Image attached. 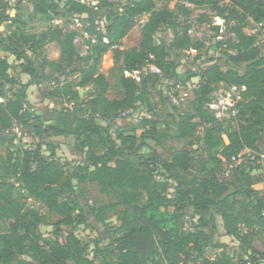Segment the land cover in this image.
<instances>
[{
	"label": "trees",
	"instance_id": "trees-1",
	"mask_svg": "<svg viewBox=\"0 0 264 264\" xmlns=\"http://www.w3.org/2000/svg\"><path fill=\"white\" fill-rule=\"evenodd\" d=\"M11 1L0 0V146L14 149L7 159L0 157L5 170L0 177V264H264V251L254 246L258 237L264 242V195L255 191L259 179L252 176L259 166L244 160L225 179L224 163L219 158H241L247 149L259 152V140L264 138V52L248 31L250 19L264 26V0H230L234 9L222 8L219 0H163L160 7L157 0H129L124 5V0H100L97 10L69 0L65 7L62 0H15L20 13L10 18L6 11ZM23 2L30 8L33 22L39 16L48 23L60 14L88 16V32L98 35V43L83 57L74 44L77 32L53 26L39 35L24 32L30 16L24 15ZM205 7L226 19L235 40L229 37L217 41L216 29L218 34L211 37L215 43L209 47L224 51L226 59L195 73L193 66L202 58L206 43L191 39L188 32L195 24L194 12ZM102 16L107 25L97 32ZM143 16L148 20L142 26L139 46L121 50L135 27V19ZM206 20L203 16L198 22ZM7 22H11L6 27L10 34L3 36L1 30ZM19 25L22 32L15 31ZM163 27L173 32L170 45L156 43ZM53 43L60 47L59 58L38 63L39 51ZM169 48L186 54L198 51L189 62L187 79L199 78L200 86L194 92L193 111L179 117L176 136L193 140L198 128L204 129L201 140L209 159L202 169L203 177H195L199 173L194 167L195 156L187 149L177 151L170 160L157 152L136 158L139 138L117 127L121 117L130 116L140 107H147L149 112L165 108L168 101L163 91L155 102L150 84L154 86L163 79L172 82L180 76V65L170 60ZM109 52L116 60L123 58L124 75L115 98H110L111 84L97 69L101 57ZM10 57L21 61L19 68L31 77V83L48 84L43 98L61 100L66 106L55 111L48 107L44 115L34 109L26 97L30 83L13 78ZM81 62L87 68L79 72L77 82L74 75ZM150 66L160 74L144 72ZM136 73L140 74V84ZM219 85L246 89L244 101L238 106V126L225 131L228 143L222 137L223 126L206 110ZM80 89H90L89 95L81 96ZM99 119L106 123H99ZM159 124L143 121L142 129L147 134L143 136L156 138ZM15 128L24 136L41 139L74 137L75 151L84 160L70 170L67 164L45 157L41 141L34 149L16 147ZM4 132H8L6 137ZM159 173L176 184L174 198L167 197L168 185L157 179ZM191 176L194 178L189 179ZM89 185H95L111 202L94 207L82 202L75 193L76 186L83 189ZM27 198L46 208L47 214L28 207ZM171 207L173 212H169ZM188 209L194 211L192 219H198L194 231L185 230ZM116 212L120 225L114 227L109 221ZM48 215L56 218L51 239L39 229L48 224ZM218 218L225 236L240 245L242 255L238 259L227 252V244L215 242L204 230L217 231ZM99 225L112 237L102 244L99 233L100 241L95 242L94 257L90 258L89 247L76 230L81 226L98 230ZM66 228L71 230L65 232ZM216 249L222 252L209 258V251ZM25 255H30L31 261L20 259Z\"/></svg>",
	"mask_w": 264,
	"mask_h": 264
},
{
	"label": "rangeland",
	"instance_id": "rangeland-1",
	"mask_svg": "<svg viewBox=\"0 0 264 264\" xmlns=\"http://www.w3.org/2000/svg\"><path fill=\"white\" fill-rule=\"evenodd\" d=\"M61 2L62 7L64 6L65 1L62 0ZM129 0H124V2H120L121 5H124ZM163 0H157L158 7L161 6ZM9 8L6 11L7 15H9L10 18H16L18 14L20 13V10L17 8L15 0H12L9 4ZM23 12L26 16H30V8L27 6L26 2H23L22 4ZM25 5V6H24ZM101 17V16H100ZM98 23L104 22V16ZM31 16L27 17L26 22L28 26L23 29L26 33H32L35 35H39L46 31L50 26L56 27V28H64L65 32H71L76 31L74 30L71 22L70 17H65L63 14H60L59 16H55V19L48 23L45 20L42 19L41 16L35 20L36 22L30 21ZM201 23H195L194 28L196 29V32H200L201 30L197 28ZM11 22H7V24L4 26L5 28H2L1 33L3 36H9L10 31H6V27L10 26ZM143 24L142 23H136L134 29L130 32L128 37L123 41L121 50H128L132 48H137L140 44V41L142 39L141 29ZM105 28V27H104ZM15 30V28L13 29ZM15 31H21L22 32V26H18ZM214 34H211L210 37H212ZM231 32L227 29L225 30L224 34V40L227 41L229 37H231ZM208 37L206 40V48L201 52L202 58L197 61V63L193 66L192 71L195 73H200L207 67L211 66L214 63H223L225 61L224 51L222 50H215L213 48H210V45H214V41L211 42V38ZM173 40V32L166 27L161 28L159 31L157 37H156V43L159 44L161 41H165L167 45H170L171 41ZM219 41V40H217ZM87 44V43H86ZM91 46L90 50L84 49L83 45L77 46L78 51L80 54L85 57L88 53H90L92 49V44L89 43ZM96 45V44H95ZM94 45V46H95ZM209 47V48H208ZM264 52V47L261 48ZM89 51V52H88ZM170 51V60H175L177 63H179V73L180 76L173 80L172 82H167L166 80H161L158 84H155L154 86L150 84L151 87V94L152 99L156 102L158 101V94L160 91H163L166 99L167 104L165 108H161V111L159 112H149L147 107H140L138 110L133 112L130 116L124 115L117 121V127H120L122 130H125V132L129 134H136L139 138L138 144L136 148L140 147V150L136 152V158L139 157H145L147 158L151 153L157 152L163 159L170 160L174 153L177 151H181L184 149L190 150L193 152L195 159H194V167L198 169L199 173L195 177H203L202 169L204 168L205 164L207 163L209 159V155L202 143L201 138L204 135V129L202 127H199L196 133V138L193 140H184L179 139L176 136V126L177 122L179 121V117L184 114L185 112L193 111V101L195 99L194 92L199 89L200 86V79L199 78H193L192 80L187 79V74L189 71V62H192L196 56L192 55L191 53H177L172 51L169 48ZM88 52V53H87ZM60 56V47L56 43L49 44L43 49L39 51L37 54V60L40 64H47L50 61L57 60ZM11 64V75L13 78L22 84H28L29 88L26 92L27 101L33 105L34 109H38L40 113H47L49 110H46L48 107L51 109V111L60 110L63 107L66 106V103L62 102L61 100H53V99H45L43 98L42 94L48 91L49 86L48 84L42 83H31L32 81L31 77L23 74L22 70L19 68V65L21 64V61L15 60L14 57H10L9 60ZM87 66L85 63L81 62L76 65V71L77 73L74 75V79L79 82L80 75L79 72L85 70ZM98 72L103 74L109 83L111 84V90L109 93L110 98H115L116 96V89L119 86V81L124 75V66H123V58L121 57L119 60H116L114 57L113 52H109L104 54L101 57V60L98 64ZM150 67H146L144 69V72H149ZM129 76V75H127ZM136 81L140 84V74H135ZM222 88V85L217 86V91H219ZM80 94L83 97H86L89 95L90 89H80ZM177 110V111H176ZM46 120H50V116L45 115ZM151 120L153 123H160L157 125V131L158 135L156 138H145L147 135L144 134V130L142 129V122L146 120ZM99 123H106L102 119H99ZM106 125V124H105ZM147 129H150L148 127ZM13 135H17V140L14 142V146L21 147L23 149H34L39 144V141L43 143L42 148V154L45 157H53L60 161L61 163L67 164L68 168L72 170L74 167L78 166L83 160L84 156L77 153L75 151L74 145H75V138L74 137H59V138H52V137H43L41 139L40 137L35 136H24L21 134L20 130L18 128H15ZM4 137L8 135V132H4L2 134ZM198 137V138H197ZM145 141L146 145L141 146ZM264 149V138H261L259 140V152L262 153ZM14 149H8L7 145L0 146V157L6 158L9 156V153L13 151ZM4 168L0 165V177H4ZM157 179L161 182H164L168 185V190L166 192L167 197L174 198L175 196V187L176 184L169 180L165 174L159 173L157 174ZM194 178V176L189 177V179ZM14 181V179H13ZM255 191L260 194L264 195V187L260 186L259 184H256L254 187ZM75 193L79 197V199L82 202L87 203L89 207H94L96 205H108L111 200L106 196L101 194L100 190L95 185H89V186H83V189H80L79 186H76ZM85 199V200H84ZM25 203L28 207L31 209H34L41 214H47L46 208H44L42 205L34 201L33 199H26ZM174 208H169V212H173ZM194 214L193 209L186 210V216L184 218V224H185V230L188 231H194L196 228L198 219H192ZM91 223H94L96 225L95 221L91 220ZM55 223L56 218L54 216L48 215V224L41 225L39 227L40 232L44 235L46 239L53 238V231L55 230ZM111 225L114 227L120 225L119 221V212L113 213L110 215V221ZM8 224V223H7ZM216 224L218 225V230H212L211 228L204 229L205 232L213 238V240L217 243H225L228 245L227 252L231 256H236L237 259L241 257L242 251L240 249V245L235 242L232 238L225 236V232L223 230V222L221 218L217 219ZM100 226V225H99ZM211 226V225H210ZM71 229L66 228L65 232H69ZM102 231V232H101ZM99 233H101L102 241L100 243L105 244L108 243L112 236L108 233L106 229L103 228V226H100L98 230H94L91 228H85L83 226L78 227L76 230V234L78 237L89 247V253L90 258L94 257V249H95V242H99ZM263 240H261L259 237L254 240V246L261 251H264V244ZM222 251L220 249H216L214 251H209L207 256L211 259H214L216 255H219ZM20 259L25 261H31L30 255H25L20 257ZM98 262H96L97 264ZM166 264V263H165Z\"/></svg>",
	"mask_w": 264,
	"mask_h": 264
},
{
	"label": "built area",
	"instance_id": "built-area-1",
	"mask_svg": "<svg viewBox=\"0 0 264 264\" xmlns=\"http://www.w3.org/2000/svg\"><path fill=\"white\" fill-rule=\"evenodd\" d=\"M80 2L90 8H95L97 10V6L99 5L100 0H69ZM219 5L222 8L234 9V5L230 0H219ZM187 7H191L190 4H186ZM207 16V20L204 23H201L197 26L200 29V32H196L194 26L189 29V36L191 39L199 40L206 43L208 37L211 34L217 33L219 29V34L217 36V40L223 41L225 30H227V21L225 18L219 16L217 12L208 9V8H199L193 14L194 23H199L198 20ZM70 22L74 28V32H77V35L74 39L75 46L83 45L84 49L90 50L92 47L98 43V35H90L88 29L91 26V23L88 21V16L86 15H76L73 14L70 17ZM148 16H143L135 19L136 23H142L143 25L147 22ZM248 31L251 35L256 37V46L264 47V26L263 24H257L253 20H249ZM107 25V20L104 19L103 23H100L97 26V32L104 30V27ZM216 35V34H215ZM211 38V37H210ZM231 39L235 40V36L232 35ZM105 42H108L106 38H104ZM87 43V44H86ZM208 44V43H206ZM89 52V51H88ZM87 52V53H88ZM192 55L196 56L198 54L197 50H191ZM82 56V55H81ZM150 70L153 73L160 74V71L154 67L150 66ZM246 89L237 87V86H227L222 87L219 91H217L210 102L206 105V110L213 116V118L218 122L219 125L223 126L224 132L222 134L223 139H225L226 143H228V138L226 136V130L228 128L236 129L238 126L239 119V109L238 106L244 101V93ZM260 157V158H258ZM219 158L224 163V174L223 177L225 179L230 178L231 172L237 168L244 160H250L251 162H256L259 166L252 174V176H256L259 179V185L264 187V154L257 153L253 150L247 149L243 152V157L237 158L236 156L232 157L230 160L220 155Z\"/></svg>",
	"mask_w": 264,
	"mask_h": 264
},
{
	"label": "crops",
	"instance_id": "crops-1",
	"mask_svg": "<svg viewBox=\"0 0 264 264\" xmlns=\"http://www.w3.org/2000/svg\"><path fill=\"white\" fill-rule=\"evenodd\" d=\"M24 15H25V13H24ZM26 15H27V14H26ZM26 15H25V16H26ZM26 17H27V16H26Z\"/></svg>",
	"mask_w": 264,
	"mask_h": 264
}]
</instances>
